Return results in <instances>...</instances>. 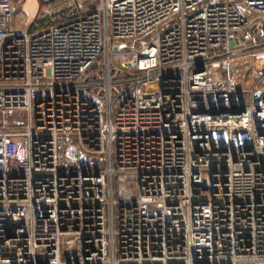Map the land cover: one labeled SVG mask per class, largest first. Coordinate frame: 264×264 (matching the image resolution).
Segmentation results:
<instances>
[{
    "label": "built area",
    "instance_id": "built-area-1",
    "mask_svg": "<svg viewBox=\"0 0 264 264\" xmlns=\"http://www.w3.org/2000/svg\"><path fill=\"white\" fill-rule=\"evenodd\" d=\"M25 1L0 0V264H264V0H96L33 32Z\"/></svg>",
    "mask_w": 264,
    "mask_h": 264
},
{
    "label": "rangeland",
    "instance_id": "rangeland-1",
    "mask_svg": "<svg viewBox=\"0 0 264 264\" xmlns=\"http://www.w3.org/2000/svg\"><path fill=\"white\" fill-rule=\"evenodd\" d=\"M95 3L96 0H26L16 20V26L20 30H31L33 24L38 23V20H40L44 23L39 24L37 28L43 27L41 25H44L43 28H45L53 22L84 14ZM256 54H263L262 56H264V50H260ZM256 54L237 58L231 67L230 81L235 89L239 91L237 96L242 100L244 106L250 104L251 96L249 93L240 91L254 86L257 82L252 76L253 70L258 68L256 64L259 57L257 58ZM158 89L159 84L148 85L141 90V95L143 96L145 93L156 94ZM120 103L121 100L115 101L114 110L119 108ZM23 120L26 121V119ZM76 150V147H71L69 155L74 154ZM116 186V195L120 199L121 196H127L133 192L134 182L131 178L124 176L122 179H117Z\"/></svg>",
    "mask_w": 264,
    "mask_h": 264
},
{
    "label": "trees",
    "instance_id": "trees-1",
    "mask_svg": "<svg viewBox=\"0 0 264 264\" xmlns=\"http://www.w3.org/2000/svg\"><path fill=\"white\" fill-rule=\"evenodd\" d=\"M96 7H97V2L93 5H91V8L86 13L94 11L96 9ZM42 23H44V22L43 21L40 22V20H38V23H34L32 29L30 31L33 32V31H36L38 29H43L44 25H41V26H43L41 28L40 27L37 28V26L39 24H42Z\"/></svg>",
    "mask_w": 264,
    "mask_h": 264
},
{
    "label": "water",
    "instance_id": "water-1",
    "mask_svg": "<svg viewBox=\"0 0 264 264\" xmlns=\"http://www.w3.org/2000/svg\"><path fill=\"white\" fill-rule=\"evenodd\" d=\"M261 95V93H258L257 94V97H259ZM220 135V134H219ZM243 139H246V136H241ZM72 156V158H74L75 157V153L74 154H72L71 155Z\"/></svg>",
    "mask_w": 264,
    "mask_h": 264
}]
</instances>
